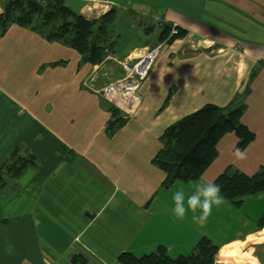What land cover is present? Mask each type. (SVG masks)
<instances>
[{
	"label": "crops",
	"instance_id": "crops-1",
	"mask_svg": "<svg viewBox=\"0 0 264 264\" xmlns=\"http://www.w3.org/2000/svg\"><path fill=\"white\" fill-rule=\"evenodd\" d=\"M65 2L90 19L116 9L115 45L91 64L18 24L0 38V167L16 147L35 157L0 189V264H76L74 256L121 264L120 252L143 255L159 245L172 257L187 254L201 237L211 238L213 217L197 225L189 212L173 222V193L213 183L226 165L220 150L236 146L237 136L221 139L200 179L170 188L152 159L173 122L206 103L228 106L238 94L247 106L242 121L256 134L250 148L264 147V0ZM167 25L187 34L164 44L128 113L102 89L124 75L125 60L161 42ZM125 38L128 47L121 46ZM116 118L124 123L111 131ZM229 204L224 199L225 210ZM262 230L256 223L243 237L211 239L222 249ZM254 246L264 250V241Z\"/></svg>",
	"mask_w": 264,
	"mask_h": 264
},
{
	"label": "trees",
	"instance_id": "trees-1",
	"mask_svg": "<svg viewBox=\"0 0 264 264\" xmlns=\"http://www.w3.org/2000/svg\"><path fill=\"white\" fill-rule=\"evenodd\" d=\"M2 5L0 38L11 25L18 24L50 42L57 41L75 49L80 53L82 63L91 64L102 63L114 49L115 40L110 27L116 20V9L90 19L73 10L65 0H4ZM171 28V25L163 28L160 41L168 38ZM178 29L177 34L169 37V43L186 36V30ZM246 108L238 94L228 106L206 103L168 126L160 137L162 147L152 159V163L166 173L162 186L170 188L176 181L200 179L217 158L219 142L230 132L237 136V148L244 150L250 145L256 134L242 121ZM118 114L113 109V115ZM123 123L124 120L116 118L109 129L113 131ZM32 163H35V157L16 147L0 167V189ZM213 183L220 186L226 201L240 205L243 198L264 191V167L253 175L226 168ZM257 224L258 229L264 227V212ZM219 249L211 238L203 236L187 254L172 257L166 246L159 245L143 255L120 252L118 261L121 264H214ZM72 260L76 264H86L80 256H74Z\"/></svg>",
	"mask_w": 264,
	"mask_h": 264
},
{
	"label": "rangeland",
	"instance_id": "rangeland-1",
	"mask_svg": "<svg viewBox=\"0 0 264 264\" xmlns=\"http://www.w3.org/2000/svg\"><path fill=\"white\" fill-rule=\"evenodd\" d=\"M122 19L123 17L120 18L121 22H123ZM115 22L113 23L115 24ZM114 24L110 27V32H112L113 35H115L116 32ZM120 30H125V26L120 25ZM118 37L119 36H117V38ZM128 43L127 38H125L121 42V46L128 47ZM122 78L123 76L118 80H121ZM236 149L239 148H237V146H233L227 148L223 147L220 150V159H224L226 161V165L224 167L225 169L231 168L232 172L238 170L248 175H253L257 173L262 166L264 167V155H260V153L264 151V147L254 146V148H250V145H248L244 150L240 149L246 154L245 158L242 160L236 159L234 155ZM263 212L264 191L251 194L243 198L240 205L230 203L228 210L224 209V205H221L218 208L213 207L211 213L213 218L210 221L211 223L207 225V233H209L210 237L217 242H221V240L226 238L243 237L249 230L253 229V226L257 223V220L261 218ZM217 219L220 220V224H218L219 222ZM254 247L255 246H253V248ZM253 254L261 264H264V250L253 249ZM217 261L220 264H226L220 262L218 257Z\"/></svg>",
	"mask_w": 264,
	"mask_h": 264
},
{
	"label": "built area",
	"instance_id": "built-area-1",
	"mask_svg": "<svg viewBox=\"0 0 264 264\" xmlns=\"http://www.w3.org/2000/svg\"><path fill=\"white\" fill-rule=\"evenodd\" d=\"M151 17L157 21H161V17L157 13L152 14ZM178 28V26L173 25L167 39L147 49L140 57L136 59L128 58L123 62V78L110 83L102 89V93L111 99L115 106L129 113L134 105L140 102L139 88L153 70L164 44L168 41L169 37L178 33Z\"/></svg>",
	"mask_w": 264,
	"mask_h": 264
},
{
	"label": "clouds",
	"instance_id": "clouds-1",
	"mask_svg": "<svg viewBox=\"0 0 264 264\" xmlns=\"http://www.w3.org/2000/svg\"><path fill=\"white\" fill-rule=\"evenodd\" d=\"M234 155L239 160L244 159L246 156L240 149H236ZM172 201L171 214L173 222L183 220L191 212L193 223L203 225L211 216L213 207L218 208L223 205L224 198L218 184L207 183L197 185L196 190L187 196L183 190L175 191ZM257 264H259L258 260Z\"/></svg>",
	"mask_w": 264,
	"mask_h": 264
},
{
	"label": "bare ground",
	"instance_id": "bare-ground-1",
	"mask_svg": "<svg viewBox=\"0 0 264 264\" xmlns=\"http://www.w3.org/2000/svg\"><path fill=\"white\" fill-rule=\"evenodd\" d=\"M262 241H264V230L248 236L244 241L223 246L218 253V260L226 264H257L258 259L253 254V246Z\"/></svg>",
	"mask_w": 264,
	"mask_h": 264
}]
</instances>
